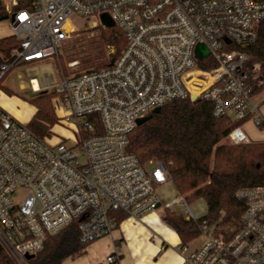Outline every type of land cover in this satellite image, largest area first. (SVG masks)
I'll return each instance as SVG.
<instances>
[{"label": "built area", "instance_id": "built-area-1", "mask_svg": "<svg viewBox=\"0 0 264 264\" xmlns=\"http://www.w3.org/2000/svg\"><path fill=\"white\" fill-rule=\"evenodd\" d=\"M0 9L14 15L9 35L18 41L0 61V98L15 66L58 54L76 15L93 24L105 15L125 37L108 65L61 76L56 124L69 127L76 150L48 142L0 102V245L17 264H29L28 255L73 220L81 242L90 243L112 234V212L140 219L163 204L156 189L171 180L166 163H143L127 149L138 118L156 108L205 99L215 116L251 119L264 129L253 92L264 77L260 65L245 67L241 49L258 37L264 0H0ZM30 84L37 92L51 88L49 78L44 87L35 77ZM229 138L251 140L241 125ZM236 197L244 203L238 229L226 238L203 219V242L190 251L181 245V264H264V185L241 187ZM178 203L186 219L199 220L183 194L164 206ZM106 259L116 263L117 251Z\"/></svg>", "mask_w": 264, "mask_h": 264}, {"label": "trees", "instance_id": "trees-1", "mask_svg": "<svg viewBox=\"0 0 264 264\" xmlns=\"http://www.w3.org/2000/svg\"><path fill=\"white\" fill-rule=\"evenodd\" d=\"M31 1L20 0V3L27 6ZM0 16H3L1 11ZM100 37L105 44L116 45L118 53L124 47V34L114 25L101 27ZM17 46L18 41L12 35L0 38V61ZM241 49L248 56L245 67L251 71L260 65L264 76V20L259 24L257 39ZM263 87L264 82L256 84L253 92ZM42 93L39 91L29 101L38 107L29 126L44 137L51 135L58 117L49 93ZM245 120H235L231 115L217 117L210 101L188 98L171 101L160 111H153L130 134L129 151L143 163L150 159L163 161L179 194H185L188 200L203 197L207 203V213L198 221L188 220L174 209H163L162 218L178 233L181 245L199 236L203 219L213 226L216 234L231 236L239 227L244 209L236 191L241 187L264 185V140L234 143L229 138L232 129ZM112 215L117 225L128 216L122 211H114ZM78 224V220H73L51 234L29 264H62L65 259L82 254L89 243L81 242ZM0 264H17L1 245Z\"/></svg>", "mask_w": 264, "mask_h": 264}, {"label": "rangeland", "instance_id": "rangeland-1", "mask_svg": "<svg viewBox=\"0 0 264 264\" xmlns=\"http://www.w3.org/2000/svg\"><path fill=\"white\" fill-rule=\"evenodd\" d=\"M0 11L3 15H6L1 9ZM74 22L76 24L74 31L62 43L57 55L38 61L18 64L8 73L2 82L4 93L10 97H20L18 94L21 96L24 95L25 98H20L29 102L38 93L37 91L32 90L30 78L35 77L41 87L47 85V78H49L51 88L41 90L40 93H49L51 102L54 106V92L58 87V83L60 82L63 74L70 75L80 73L91 67H99L96 65H105L106 63H109L111 58L118 53L116 45L105 44L100 37L101 27L106 28L109 25L104 23L93 24L80 15H76L74 17ZM10 32L11 17L7 16L6 18L0 20V38L7 36ZM22 84H24L23 87H21ZM8 96L5 94L2 95V99L0 100L1 104L5 108H8V111L20 120L24 122L28 121L31 112L30 110L32 108L27 107L24 111L17 110L14 107V103L17 99L10 98ZM29 103L34 105L37 111V105L31 102ZM241 126L251 140H264V129L256 125L251 119L243 121ZM71 135V130L66 124L62 123L60 126H57L56 124L52 128V133L49 135L48 142L54 143L62 140L65 145L73 147L76 150V146L71 138ZM156 191L163 202V204L157 208L162 215L165 203L172 201L179 195V192L172 180H168L159 185ZM187 201L197 216L201 217L207 213V203L203 197H196L190 200L187 199ZM173 209L182 214H185L186 211L185 207L179 203L175 204ZM199 236H201V233ZM194 239L188 241L187 243L193 241ZM106 245L107 242L105 236L98 238L92 241V243L90 242L82 254L67 258L62 262V264H114L108 262L106 259ZM180 247L181 243L178 245L179 250Z\"/></svg>", "mask_w": 264, "mask_h": 264}, {"label": "crops", "instance_id": "crops-1", "mask_svg": "<svg viewBox=\"0 0 264 264\" xmlns=\"http://www.w3.org/2000/svg\"><path fill=\"white\" fill-rule=\"evenodd\" d=\"M262 81L264 82V78ZM4 94L8 96L6 93ZM256 96L261 101L264 115V87L256 93ZM10 98L17 99L14 107L19 111H24L27 107L32 108L29 122L36 112V107L18 96ZM6 109L8 110V108ZM160 213L156 209L144 214L140 219L127 216L115 227L111 235L105 236L107 255L114 251L118 253V261L114 264L182 263L183 256L178 249V245L181 243L180 236L162 219ZM202 242L203 236L201 235L187 243L188 251L199 247Z\"/></svg>", "mask_w": 264, "mask_h": 264}, {"label": "water", "instance_id": "water-1", "mask_svg": "<svg viewBox=\"0 0 264 264\" xmlns=\"http://www.w3.org/2000/svg\"><path fill=\"white\" fill-rule=\"evenodd\" d=\"M6 17H7L6 15H4V16H0V20H1V19H4V18H6ZM13 19H14V15L11 16V20H13ZM102 20H103V22H104L105 24H107V25H113L112 20H111L110 18H108L107 16H105V15H103ZM198 50H199L200 52H202V53H206V52H207V50L205 49V47L203 46V44H199V45H198ZM154 111H155V112H158V111H160V108H156ZM150 117H151V113H150V114H146V115H144V116L138 118V120H137L138 125L144 123V122L147 121ZM32 257H33L32 254H31V255H28V258H32Z\"/></svg>", "mask_w": 264, "mask_h": 264}]
</instances>
